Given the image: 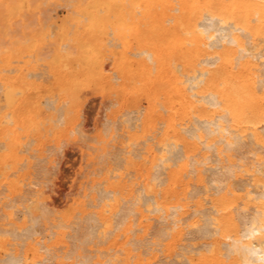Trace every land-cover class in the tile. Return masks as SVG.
Returning <instances> with one entry per match:
<instances>
[{
	"label": "bare ground",
	"instance_id": "6f19581e",
	"mask_svg": "<svg viewBox=\"0 0 264 264\" xmlns=\"http://www.w3.org/2000/svg\"><path fill=\"white\" fill-rule=\"evenodd\" d=\"M6 1V11L22 4ZM39 1L62 9L64 18L56 23L54 38L46 24L40 25L46 51L37 60L51 86L41 102L44 117L26 116L30 124L24 129L27 89L18 84L20 75L8 74L23 42L0 45V210L9 209L1 215L0 264H264V158L245 169L252 184L220 163L222 152L246 145L248 136L264 143V127L263 136L251 128L264 69L251 84L236 69L254 54L252 39L264 33V14L257 5L241 7L236 0ZM249 16L257 23H246ZM89 89L117 106L107 121L101 119L120 130L119 151L109 156L102 145L101 178L92 180L68 214L41 229L53 203L45 197L38 204L20 201L23 187L32 185L25 183V175L35 164L32 158L42 161L38 153L47 131L65 124L81 132L83 95ZM59 137H53L56 156L63 146ZM225 176L237 182L221 195ZM239 190H245L243 199ZM43 230H51L48 239L57 236L63 253H53V244L40 241L44 234L40 239L37 234ZM194 240L201 242L195 246ZM175 241L178 250L172 249ZM160 251L169 259L161 260Z\"/></svg>",
	"mask_w": 264,
	"mask_h": 264
},
{
	"label": "rangeland",
	"instance_id": "374dc122",
	"mask_svg": "<svg viewBox=\"0 0 264 264\" xmlns=\"http://www.w3.org/2000/svg\"><path fill=\"white\" fill-rule=\"evenodd\" d=\"M235 2L237 6H241V7L246 5L252 6V4H256L257 8H259V10L264 14V0H236ZM6 4H7L6 0H0V45L7 46L10 41L16 39H19L21 42H23L20 45L21 50H20L19 58L12 60L10 64V66L13 68V71L8 74L10 76L20 75V79H18V84L21 85L23 88L27 89L25 95L28 101L24 104L23 115H22L23 121L21 122V126L23 127L22 129H24L27 128L28 125L30 124L26 116H28L29 118L39 119V118H43L44 114L47 112L42 110L43 104L41 102L42 101L44 102L45 98H47L48 96V92L50 90L49 88L51 86V79L49 77H46V75L45 76L43 75L42 72L44 71V67L42 65V61L40 59H39L40 61L37 60L46 51V49L43 48V44L40 40V28H41L40 25L46 24L47 29L51 33V37L54 38L57 33L56 23L62 21L64 18L62 13L63 10L55 9L53 5L41 3L39 0L36 1L22 0L21 6L13 9L12 11L5 10ZM245 16L247 17L248 15ZM43 19L46 21H44ZM230 23H235V22L232 21ZM246 23H252V25H254L257 22L255 21L254 16H249L246 20ZM252 41L253 44L257 47L256 50L254 51V54L248 56L245 60L237 63L236 66V69L240 71L241 80L245 84H251L253 81H255L257 79V75L259 74V70L264 69V33L262 35H258L254 37ZM26 71L27 73L25 74L24 72ZM33 75L34 77L32 78ZM83 96L85 99V104H84L85 108L83 109L82 117H81V121L83 124H81L80 126L81 128L79 127L81 132L79 133L78 131H76L77 128L66 126L65 124H62L61 126H57L51 131L50 130L47 131L45 134L47 140L43 142L41 147L42 148L41 152L38 153L40 159L43 162L44 161L45 162L42 163L41 160H39L41 162H38L32 158L31 161L33 162V164L35 162V164L28 169L25 175V180H26L25 183L28 184L32 183L33 186L36 183V185L34 187L31 184L24 186L22 197H19L20 201H23L22 199L28 198L31 201L33 200L35 204H38V201L40 202L43 199V197H45L53 203V206L49 207L51 211L54 210L52 212L53 215H51V213L49 212L46 214L47 209L45 210L41 222L42 223L41 229H43L45 226H49V224H51V222H53L54 220H57L56 217L68 214L71 208L73 207L74 202L77 199L83 198L84 192H88L90 190V187L92 185V180L101 178L100 169L102 168L104 162L106 161L103 154L106 152L109 156H111L112 154L119 151L118 142L121 139L119 138L120 130L118 131V129L117 130L115 129L116 130L115 131L114 128H112L113 125L108 126L109 124H105V122L103 124V120H102V119L106 120L108 114H110L112 110L116 109L117 106H112L110 99L106 97L102 98L99 95V93L94 90H90V89L87 90ZM3 104L4 102L0 100V106ZM253 108L256 111V124L251 126V128L255 129L257 132L260 133L262 132L261 135L263 136L262 128L264 127V82H263V86L258 88V90L256 91V95L254 96V101H253ZM1 110L0 112L4 111V109ZM101 113H103L104 118ZM101 124H103V126ZM83 125L86 127H84ZM101 127L103 128L105 127L104 130L106 129L105 130L106 132H104V134H102ZM116 127L117 125L115 126V128ZM107 128H109V130ZM22 129L19 128L17 131L20 133L22 132ZM68 132H70V134L72 135L70 136ZM56 133H59L60 136L58 139L59 146H60V142H62L63 144L61 143V145L64 146V147L60 146L61 150H58L59 152L57 153L58 157L54 155L57 152L56 148H54L55 142L53 141V137L56 135ZM100 135L104 140V142L102 143L98 142L99 139L98 137ZM245 143L247 144L246 145L243 144L233 151L222 152L220 154L221 157L220 163L229 169L235 170L240 176V178L245 181V183L252 184L254 182L251 181L250 175L248 172L245 171V169L252 168L254 166L257 157L260 156L264 158V143L263 141H255L253 138H249V136L245 139ZM102 145L105 147L104 153L100 149ZM48 147H49V152H51L50 153L51 155H48L49 152L45 153L46 150L48 151ZM51 148L55 150L52 149L51 151L50 150ZM53 151L56 152L52 154ZM60 153H62L63 156ZM47 155L48 157L46 158ZM213 157L214 156H212L211 158ZM54 161L56 162L54 163ZM210 163L211 162H209V164ZM55 164H57L58 166ZM32 170L35 171V175H34V171ZM98 170L99 173L97 172ZM36 171H39V173L38 172L36 173ZM40 171L41 172L43 171V173H41ZM203 174L206 176L207 171L204 172ZM33 175L36 178L33 177ZM76 175L78 177L77 179H76ZM224 178H225V180L223 181L224 185L222 186V189L220 191L221 195L226 192L227 189L226 186H230L233 188V184L237 182V179L235 177L228 178L227 176H225ZM46 184L47 186H45ZM45 187H47V190L50 188V190L47 191L48 193L45 191L46 190ZM75 188H77L78 190ZM40 190L44 191V194L41 196L39 194ZM49 191H51V193ZM210 192H213V190H211ZM66 194L68 195L66 196ZM236 194L240 196L241 199H243L245 190L242 191L239 190L236 192ZM31 201H29L28 203H31ZM23 205H28L27 201H24ZM49 208L47 211H50ZM7 210L9 209L3 208L0 210L1 213L0 223H3L5 221V218L3 219L1 215H3L4 211ZM39 212H40L39 210L37 209L35 210V213H39ZM153 224L156 223L153 221ZM160 226H161L160 224H157L156 227H160ZM68 229L66 230L68 233H70L71 229L70 228ZM50 232L51 230H43L42 233L39 232L37 234V235L40 234L37 237L39 239L42 237L40 240L41 242L45 241L48 244H53V248H55V249L51 248L53 253L55 254L63 253L64 247H62L60 243H55L57 237L55 234L52 235V237H50L51 239L47 238L46 235L47 233ZM42 234H44L45 236L44 235L41 236ZM138 234H142V232H139ZM215 237L218 238V235L211 237L209 240H212ZM52 238H54V240H52ZM199 242L201 241L200 240L191 241V243H193L195 246H197ZM174 248L177 250L179 249L176 244V241L173 244L172 249ZM57 250H59L61 253H58L59 251L57 252ZM177 250L171 252L172 258L175 252H177ZM199 252L203 253L204 251L201 250ZM159 256L161 260L169 259L168 257H165L163 251L159 252ZM92 260H94V258ZM46 263L50 264L49 262ZM158 263H154V264H158Z\"/></svg>",
	"mask_w": 264,
	"mask_h": 264
}]
</instances>
